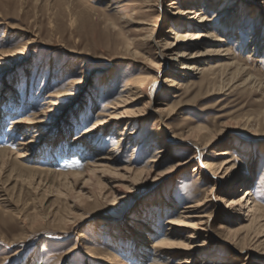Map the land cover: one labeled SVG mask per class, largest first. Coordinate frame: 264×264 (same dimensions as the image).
Returning <instances> with one entry per match:
<instances>
[{"label": "bare ground", "instance_id": "1", "mask_svg": "<svg viewBox=\"0 0 264 264\" xmlns=\"http://www.w3.org/2000/svg\"><path fill=\"white\" fill-rule=\"evenodd\" d=\"M159 2L161 0H154L156 6L160 5ZM188 3L190 7H184L186 9H182L178 3L170 4L174 7L172 16L176 18L171 19L174 24L168 27V32L174 35V43L167 44L162 50L157 40L154 41L160 60L158 67L167 68V56L164 52H173L175 57L170 61L176 63L174 66L180 65L178 69L183 74L168 70L162 84H149L150 81L144 76L131 75L126 78L114 101L98 109L92 119H89L90 115L84 117L82 122L84 125L89 123L88 126L70 142L66 141L67 137L83 125L78 117L81 112H69L59 122L57 111L63 107L62 102L66 97L79 91L77 85L83 80H74L78 74L74 64L66 63L68 65L64 69L62 65L57 64L52 80L66 76L67 83L56 92L36 98L41 93L40 88L38 95L30 100L31 102L27 88L21 91V103L17 102V80H12V85L9 86L0 85V103L11 101L10 105L7 104V110L0 109V133L5 119L18 115L11 119L5 134V137L11 135L9 145L7 143L6 146L4 140L6 148H0V175H6L5 178L16 183L15 185L35 188L37 191L42 185H48L50 179L52 185L57 183L61 188H69L71 194L67 193L65 197L73 195L76 200L72 202L68 199V209L73 208L72 211L69 210L70 219L76 223L82 218L75 212L81 209L78 202L93 201L97 207L101 206L103 210L109 211L110 207L125 199L130 191L154 182L175 167L185 166L190 162L196 163L190 171L195 189L199 185H211V188L204 187L200 192L196 190L191 193L190 202L183 204L176 202L172 196L165 197L163 193L144 201L143 210L127 214L124 224L111 227L120 233L113 248L106 249L95 257L86 246L83 247L87 257L102 264H196L195 258L205 255L204 249L218 243L229 251L230 258L207 259L203 256V260L198 264H249L253 258L264 260V199L253 191L257 168L250 160L244 165L240 161L241 154L232 144H219L218 137L224 135L219 136L221 132L216 133L203 126L187 128L189 122L178 126L170 125L169 121L173 119L175 108L167 103H157L158 98L177 99L179 91L186 92L189 87H201L206 83L222 90V85H216L218 80H223L224 77L229 81L227 91L258 88L264 92V78L260 73L257 74L260 69H255L252 65L258 56L264 60V13H255L264 6V0H191ZM220 4L223 5L222 8H217ZM240 7L244 8L243 11L252 13L251 16L246 14L254 24L252 32H245L246 22H241L240 13L229 14L237 8L240 10ZM247 35L250 41L246 43L244 40ZM33 43L34 40H29L19 49L11 52L0 51V66L3 62H12L16 56L27 52ZM181 43H185L186 50L174 53ZM199 47H203V51L192 53ZM247 48L249 54L246 58L241 57L242 51ZM222 58L228 60V63L218 64ZM194 59L202 60L195 64L185 63L189 60L195 61ZM198 63H203L202 67H199ZM46 67L49 70V66ZM158 73L161 74V70H158ZM109 86L108 84V90ZM134 103L143 104L135 110L123 109L117 112L122 107ZM91 104L94 108L92 100ZM151 115L156 116L154 129L147 133L143 127L150 119L147 117ZM78 118L81 123L76 126ZM224 128H227V125ZM139 132L142 133L140 141L136 144ZM105 137H112L115 141L107 152H104L102 147ZM175 148L189 151L191 156L182 159V156L175 153ZM129 151L131 153L127 159L124 155ZM141 152L145 161L142 168L136 170L138 163L134 156ZM72 157H75L76 161L69 163ZM58 161H69L70 165L64 166L65 172H57L56 167L60 166ZM164 161L172 162V165L159 171ZM26 162L32 163L27 167L30 173L27 177L17 175L14 173L15 169L10 168L11 164L22 167ZM83 163V169L77 170L76 165L81 166ZM10 202L4 179L0 178V204L6 206ZM227 211L234 217L232 219L235 223L240 221L242 224L230 230L223 226L216 228L215 222ZM167 215L172 216L165 219L162 225H158L157 222ZM147 241L149 245L146 246ZM10 244L14 245V242ZM253 251L259 253L255 254ZM20 253L22 252L18 250L14 252V256ZM116 253H122L127 260L133 261L126 263Z\"/></svg>", "mask_w": 264, "mask_h": 264}, {"label": "rangeland", "instance_id": "2", "mask_svg": "<svg viewBox=\"0 0 264 264\" xmlns=\"http://www.w3.org/2000/svg\"><path fill=\"white\" fill-rule=\"evenodd\" d=\"M189 1L191 0H161L160 5L156 6L154 0L104 2L98 0H0V51L11 52L16 48L19 49L29 40H34L27 52L19 54L14 61L11 60L12 62L1 64L0 85L9 86L12 85V80H17V88L15 87L17 102L21 103L23 97L21 91L26 88L29 91V101H32L38 95L40 88L42 89L40 96L36 98H41L43 94L56 92L67 83L66 76L59 80H52L57 64L62 65L63 69L68 64H74V69L78 73L74 80L77 81L80 78L83 80L77 85L79 91L63 100V107L57 111L59 115L57 118L61 122L65 114L81 112L78 116L81 122L89 115L91 117L89 119H92L98 109L114 101L116 93L123 88L125 79L131 75L133 77L144 76L150 81L149 84L152 82L162 84L168 75V70L175 74H183L178 69L180 65L174 66L176 63L170 61L175 57L172 55L173 52H164L167 56L168 67L164 69L162 66L158 67L160 60L157 57L154 41L157 40L162 50L167 44L174 43V35L168 32V27L174 24L171 19L176 18L172 16L174 7L170 4L178 3L177 5L182 9H186L190 7ZM222 6L220 4L217 8H222ZM243 10L244 8L240 7V10L237 8L235 12L229 14L240 13L241 22L244 20L246 22L245 32H252L255 28L254 24L252 19L246 16L247 13L250 16L252 13ZM258 11L264 13V6L257 9L255 13ZM244 41L246 43L250 41L248 35L245 36ZM186 48L185 43H181L174 53L185 51ZM202 48L199 47L192 53L203 51ZM248 51V48L242 51L241 57L246 58L250 52ZM255 59L252 65L255 69H260L257 74L260 73L264 78V60L261 56ZM194 60L185 61V63L195 64L202 59ZM225 63H228V60L222 58L218 64ZM46 65L49 66V70ZM197 65L202 67L203 63ZM158 70H161V74ZM227 79L225 77L223 80L219 79L216 85V87L222 85L223 91L206 83L201 87H189L186 92L179 91L177 99L158 98L157 103H167L168 106L175 108L173 119L169 121L172 126L189 122L186 125L187 128L203 126L213 132H221L219 136L224 134L218 137L219 144L226 142L232 144L241 154L240 161L244 165L250 160L251 164L257 168L253 191L264 199V92L258 88L227 91L226 87H229ZM108 84L110 90H108ZM48 86L50 87L45 89ZM90 99L95 105L94 108H92ZM1 103L0 109L7 110L9 108L7 104L10 105L11 101ZM142 104H129L117 112L123 109L135 110L141 108ZM17 110L19 111V107ZM17 116L11 115L5 119L2 133H0V138L4 137L3 140L0 139V148H6L7 143L9 145L11 135L5 137V134L11 119ZM79 118L77 122L75 121L76 126L81 123ZM147 118L150 119H147L143 128L147 133H151L150 129H154L153 123H155L156 116L151 115ZM88 124L83 123L67 137L66 141L70 142L73 137L78 136ZM226 125L227 128H224ZM141 133L139 132L135 140L136 144L140 141ZM224 136L227 138H223ZM114 142L112 137H105L102 142L104 152L109 151ZM178 148L174 151L182 156V159L191 156L189 151ZM130 153V151L127 152L124 157L128 159ZM134 157L138 163L135 168L139 170L143 166L145 157L142 156V152L136 153ZM70 160L68 162L73 163L76 158L72 157ZM68 162L58 161L60 166L56 167L57 172L61 170L65 172ZM31 164L26 162L22 167L11 164L10 168L15 169L14 173L17 175L27 177L30 175L27 167ZM195 164L194 161L185 166L175 167L170 173L162 175L156 181H149L151 184L147 183L137 190L130 191L125 199L114 204L109 211L103 210L101 206L97 207L93 201L78 202L81 204V209L75 212L82 218L77 223L72 221L69 215L71 208L68 209L70 206L68 201H76L73 195L65 197L67 193L71 194L69 188H61L57 183L52 185V180L48 179L49 186L44 184L37 191L35 188L15 185L16 183L5 178L6 175L1 174L0 178L4 179L11 202L6 206L0 204V264H102L100 261L87 257L83 247L86 246L95 257L106 249L113 248L114 241L120 233L111 227L124 224L127 214L143 210L144 201L158 197L160 193L168 198L172 196L176 202H181L180 204L190 202L189 195L196 190L200 192L205 187L203 184L195 189L190 173ZM170 165L172 162L164 161L158 170L162 171ZM83 167L84 163L81 166L76 165L77 170ZM116 168L119 169L120 166ZM205 188H211V185H206ZM239 195L240 192L237 193V196ZM262 202L264 203V200ZM230 215L228 211L221 214L220 219L215 222V227L223 226L226 230H230L242 224L240 221L235 223L232 219L234 217ZM169 216L172 215H167L157 224L162 225ZM11 242H14V245L10 244ZM147 245H149L148 241ZM18 250L22 253L14 256V252ZM204 250L200 251L206 252L203 256L207 259H227L231 256L229 251L219 243ZM253 253L259 252L253 251ZM116 254L126 263L133 261L127 260L122 253ZM203 256H197L194 262L198 264L203 260ZM263 262L264 260L253 258L249 264H263Z\"/></svg>", "mask_w": 264, "mask_h": 264}]
</instances>
